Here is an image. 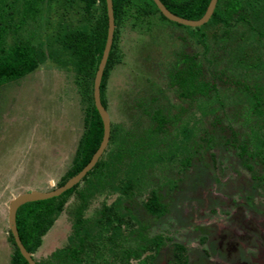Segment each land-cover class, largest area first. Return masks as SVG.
I'll return each instance as SVG.
<instances>
[{"label": "rangeland", "instance_id": "1", "mask_svg": "<svg viewBox=\"0 0 264 264\" xmlns=\"http://www.w3.org/2000/svg\"><path fill=\"white\" fill-rule=\"evenodd\" d=\"M6 2L11 4L12 0ZM91 10L89 17L82 3L71 5L67 0H47L37 22L24 28L23 37L28 31L33 32L32 43L41 45L48 53L49 42L53 48L59 47L55 41L57 33L90 30L91 24L101 17V4L96 2ZM244 29L239 26L237 31L232 30L229 40L222 41L223 32L219 27L203 28L202 32L206 34L204 43L209 46L208 51L203 52V43L199 41L195 28L177 26L156 13L137 15L131 8L117 27L115 59L104 93L110 123L116 129L107 151L117 149L119 145L121 148L124 136L132 140L142 135L151 124L150 115L156 110L173 115L178 114L180 108L183 110L178 122L169 126L167 133L159 135L163 144L156 146L157 154L150 164L145 158L148 168L142 170L147 169L144 171L146 175L133 195L138 204L145 202L152 190L165 195L166 208L160 216H145L141 209V213L136 214L140 220L151 222L146 235L148 238L161 237L167 255H170V245L185 243L187 254L193 259L204 247L200 245V239L206 229L209 231L214 227L212 237L216 239V230L229 227L240 235L243 234L240 231L243 229L238 226L241 220L256 227L255 236L249 238L250 243L242 256L246 258L249 257L247 253L258 254L260 249L264 250V188L253 186L250 174L241 166L237 149L230 144L232 131L226 128L231 126L238 141L249 133L243 122L245 111L239 104L245 98L236 97L233 91L235 81L242 77L237 73H244L246 69L230 63L237 53L232 37L238 38ZM244 40L255 49L252 54L264 60V39L258 45L256 37L246 32ZM231 47L234 51H230ZM196 53L202 65L200 79L215 86L218 98L223 101L212 105V113L210 107L206 109L197 102L189 104L180 100L169 84L167 74L179 57ZM257 74L261 75L260 83L264 86L263 71ZM210 93L213 94V90ZM87 106L88 101L79 93L76 73L70 63L60 65L49 57L23 78L0 86V264H10L14 250L8 240L10 201L31 190L50 191L58 187L71 167L85 131ZM215 117L218 124L215 122L214 125ZM205 131L211 133V146L196 156L199 158H193L190 165L182 167L179 161L184 158L186 150L180 147L186 143L188 149L193 139L199 142ZM186 134L190 136L189 140H186ZM174 144L179 145L176 156L170 154V150L176 149ZM255 169L258 174H264L262 165L256 164ZM127 172L126 163L121 164L116 185L121 184ZM84 185L85 182L81 181L78 189ZM120 196V191L106 187L84 207L83 218L88 219L85 226L90 231L89 237L103 242L112 252L106 250L101 255L100 251L92 253L91 247L86 248L82 264L99 262L101 257L113 261L121 248V252L138 249L134 233L136 223L122 224L120 233L114 235V243L121 246L119 249L106 239L112 234L111 225L116 226L117 220L112 219L110 225L98 226L96 223L102 206H109ZM75 205L76 198L72 195L33 254L36 261H46L60 248L78 246L72 214ZM69 209L73 211L71 214ZM233 219H236L234 225ZM152 255L154 250L148 249L139 258H131L130 263L150 264Z\"/></svg>", "mask_w": 264, "mask_h": 264}, {"label": "trees", "instance_id": "2", "mask_svg": "<svg viewBox=\"0 0 264 264\" xmlns=\"http://www.w3.org/2000/svg\"><path fill=\"white\" fill-rule=\"evenodd\" d=\"M45 1L47 0H12L11 4H7L6 0H0V86L28 75L48 57L60 65L69 62L75 70L79 93L88 101L84 118L85 131L78 142L71 167L58 184V186H61L83 169L102 140L103 124L93 101V82L106 42L107 11L105 0H67L71 5L82 3L85 14L88 16L91 15L93 5L99 2L101 4V17L91 24L90 30L75 29L68 30L65 33H57L55 41L59 47L53 48L49 42L48 53H46L41 45L38 46L32 43L34 39L33 32L28 31L27 36L23 37L24 28L29 23L37 22L38 14L41 12ZM160 1L172 13L192 20L201 18L210 2V0ZM112 3L115 22L114 36L100 83V99L106 109L107 104L104 93L115 59L117 27L124 16L132 8L137 15L148 16L156 13L161 19L169 21L161 14L153 0H112ZM170 23L184 26L172 21ZM241 25L245 29L238 35V38L232 37L233 42L236 43L237 50L235 51L237 53H234L230 63L234 67L238 66L241 69H246L244 73H237L242 77L235 81L233 91L236 93V97L245 98L247 102L242 99L239 104L242 105L245 111L243 122L249 133L245 139L238 141L237 134L231 129V126L228 125L226 128L232 131L230 144L237 149L241 166L250 174L251 179L254 181L253 186L264 188V174H258L255 169L256 164H260L264 168V86L260 83L261 75L257 74L261 70L264 73V60L260 56L253 55L251 51H255V49L244 42L246 32L256 37L258 45H261V41L264 39V0H217L209 20L202 26L195 27V30L199 36V41L203 43V52H207L209 46L204 43L206 34L202 32L203 28L213 27L217 29L219 27L223 32L220 40L224 41L225 39L229 40L228 37L231 38L232 32H234L232 30L237 31ZM230 51H234V48L231 47ZM66 58H69V61H66ZM201 69L202 65L198 60L197 53L189 56L182 55L167 74L169 84L180 100L189 104L197 102L199 106L206 109L210 107L212 113L214 111L212 105L215 102L222 104L223 101L218 98L215 86L200 79ZM262 75L264 76V74ZM211 90H213V94L210 93ZM179 110L180 112L174 115L164 113L161 109L156 110L150 115L151 124L142 135H137L132 140L124 136L121 148L119 145L117 149H111L109 152L105 149L94 167L82 178L81 181L85 182L82 189H78L80 181L59 196L28 202L17 209L16 225L20 240L27 251L34 254L42 245L43 237L55 222L56 217L64 210L70 196L74 195L76 198L74 213L71 209L68 212L72 213L74 217L73 226L76 229L75 236L78 238V246L69 245L55 250L51 253L49 259L42 262L37 261L38 264H82V256L85 249L89 247H91L92 253L100 251L101 255L106 250L112 252V249L107 248L103 242L96 241L95 237H89L90 231L85 226L88 219L83 218V209L88 201L106 187L111 191H120L121 196L109 206H102L100 216L96 220L97 225L103 226L104 223L110 225L112 219L117 220L116 226L111 225L113 226V232L106 239L114 244L115 249H119L121 246L115 244L116 242L114 243V235L120 233L122 224L136 223L139 228H136L137 230L135 229L134 233L138 236L136 239H138L139 246L135 251L126 250L121 252V248L119 255H116L113 261L101 257L99 262L92 264H131L129 262L131 258L139 257L142 252L148 249L154 250V255L150 261V264H153V259L157 257L163 240L159 236L146 237L144 234L145 226L142 225L136 213H141L140 211L143 210L149 216H160L166 208L165 195L161 191L152 190L147 200L142 204H138L133 195L146 175L144 171L147 169L144 171L142 169L148 168L147 164H150L153 156L157 154L156 146L159 143L163 144L159 135L167 133L168 127L178 122L183 112L182 108ZM213 121L212 124L215 125V122L218 124L217 117ZM115 134L116 129L111 126L108 145L113 142ZM186 137V140H189L190 136L188 134H186ZM211 142V133L205 131L199 142L194 139L190 142L188 149L185 148L186 143L183 144L184 146L182 145L180 149L186 150V154L179 161L181 166L185 168L190 165L193 158H199L196 156L202 150L210 147ZM173 146L176 149L174 151L170 150L171 155L179 149V145L174 144ZM104 155L106 156L104 157ZM145 158H147V164H145ZM125 163L128 166V172L121 184L116 185L115 180L120 165H125ZM170 185L175 187L173 186L174 183ZM125 197H127L126 200ZM132 202L137 203V205ZM8 240L14 248L10 264H28L17 248L10 231ZM116 258L119 262L116 261Z\"/></svg>", "mask_w": 264, "mask_h": 264}, {"label": "water", "instance_id": "3", "mask_svg": "<svg viewBox=\"0 0 264 264\" xmlns=\"http://www.w3.org/2000/svg\"><path fill=\"white\" fill-rule=\"evenodd\" d=\"M105 2H106V11H107V36H106V42H105V46L103 49V53L99 61V64H98V67H97V70L94 76V82H93V101H94V105L100 115V118L103 124L102 140H101V143L98 149L91 157L90 161L83 167L82 170H80L77 174L69 178L63 185L58 186L50 191L31 190L29 192L17 195L10 201L9 206H8V215H7L8 228H9L10 233L13 236V239H14V242L17 248L19 249L24 259L28 262V264H38V263L33 258L32 254L27 251V249L25 248V246L20 240L17 225H16L17 209L21 205L28 203V202L45 200V199L59 196L64 191L72 188L74 185L79 183L82 180V178L94 167V165L96 164V162L99 160V158L103 154L109 142L111 123H110L109 113L107 109L101 103L100 83H101L103 71L106 66L108 56H109V52L111 50V45L113 42L115 22H114L112 0H105ZM153 2L157 6L161 14L169 21L179 23L184 26L195 28V27L202 26L209 20V18L211 17L215 9L217 0H210L205 13L203 14L201 18L197 20L186 19V18L180 17L172 13L164 6V4L160 0H153Z\"/></svg>", "mask_w": 264, "mask_h": 264}, {"label": "flooded vegetation", "instance_id": "4", "mask_svg": "<svg viewBox=\"0 0 264 264\" xmlns=\"http://www.w3.org/2000/svg\"><path fill=\"white\" fill-rule=\"evenodd\" d=\"M144 214L145 213H143V215ZM147 215L148 214H145V216ZM147 220L149 219L147 218ZM235 220L236 219L232 220L233 225L235 224L233 223ZM140 221L142 225L145 226V231H147L152 225L149 221ZM238 226L240 227L239 229H243L240 230L243 234L239 235L237 233L238 231L236 232L232 229V227H229L228 229L226 228L222 231L219 229L218 232L216 230L215 233H217V235L215 236L217 239L212 237L214 227H212L209 231L206 229V233L203 234L204 237L200 239V245H204V247H202L200 252L198 251L197 255L193 254V259L188 256V249L185 243H173L170 245V249L168 250L170 251V255H167L163 249V242L157 257L153 259V264H264V250L262 251V249H260L261 253L250 254V252L247 253L249 257L245 258L244 255L242 256L244 253L243 251L248 248L247 243H250L249 238L252 239V237L255 236L254 231L256 227L254 228V225H248L243 220H241V223ZM137 228H139V226H137ZM145 231L144 234L146 235ZM137 237L138 236H136V238ZM151 260L152 259H150V261Z\"/></svg>", "mask_w": 264, "mask_h": 264}, {"label": "clouds", "instance_id": "5", "mask_svg": "<svg viewBox=\"0 0 264 264\" xmlns=\"http://www.w3.org/2000/svg\"><path fill=\"white\" fill-rule=\"evenodd\" d=\"M32 254V253H31ZM32 256H33V254H32ZM34 258V257H33ZM37 262V261H36Z\"/></svg>", "mask_w": 264, "mask_h": 264}]
</instances>
